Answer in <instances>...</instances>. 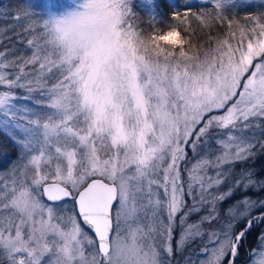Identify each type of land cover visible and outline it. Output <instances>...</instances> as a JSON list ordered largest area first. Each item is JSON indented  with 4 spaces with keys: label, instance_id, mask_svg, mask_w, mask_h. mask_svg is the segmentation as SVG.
Returning <instances> with one entry per match:
<instances>
[{
    "label": "snow or ice",
    "instance_id": "obj_1",
    "mask_svg": "<svg viewBox=\"0 0 264 264\" xmlns=\"http://www.w3.org/2000/svg\"><path fill=\"white\" fill-rule=\"evenodd\" d=\"M145 2L147 34L133 0L13 17L23 48L0 50V133L19 155L0 172V264H172L177 227L176 252L200 242L185 264H237L246 246L243 264H264V229L247 245L264 198L222 207L264 190L235 168L264 150V11L185 0L161 28Z\"/></svg>",
    "mask_w": 264,
    "mask_h": 264
},
{
    "label": "trees",
    "instance_id": "obj_2",
    "mask_svg": "<svg viewBox=\"0 0 264 264\" xmlns=\"http://www.w3.org/2000/svg\"><path fill=\"white\" fill-rule=\"evenodd\" d=\"M23 3H26L25 0H0V30H3V41L0 43V50H3L4 47L11 48L13 45H16L17 49L23 48V44L19 43L20 37L15 35V33L20 32V27L15 26L16 22L13 20V17L17 14V12L22 11ZM187 3L192 6L194 11H199L202 4V2L199 1H191ZM262 3L263 2L254 3L249 7L235 9V15L237 19L243 21V18L248 14L264 11V6L258 7ZM154 4L156 13L162 21L160 24L161 28H164V22L175 23L171 19L172 13L174 11H180L183 13L185 8V0H155ZM134 10L139 14L141 27L146 29L147 34L146 21L149 19L148 13L144 11V8L141 7L136 1H134ZM23 35L24 34L21 33V36ZM17 54H19V52H17ZM258 137L259 139H264V131H260ZM9 142V139L0 133V150H8L9 154L11 155V157H9L10 160H14L18 154L17 149L14 148L11 143L9 144ZM1 144L3 147H1ZM255 151L257 154L254 159H250L244 163H237L235 168L236 171H239L241 168H251L255 171V174L258 178H264V150H261L259 144H257ZM245 195L251 196L253 198H264V190L258 192L255 190H249L248 192H240V190H237L231 198L222 204V207H228L230 204L234 203L238 199L243 198ZM262 229H264V225L254 228L253 231L249 233L247 240L248 246H256L257 233ZM247 251V246L241 249L237 264H243L247 257Z\"/></svg>",
    "mask_w": 264,
    "mask_h": 264
},
{
    "label": "rangeland",
    "instance_id": "obj_3",
    "mask_svg": "<svg viewBox=\"0 0 264 264\" xmlns=\"http://www.w3.org/2000/svg\"><path fill=\"white\" fill-rule=\"evenodd\" d=\"M134 1H136L141 7L144 8V11H146L148 13V5L146 4L145 0H133V3H134ZM191 1L202 2V0H187V2H191ZM25 2L26 3H23V5L27 4L29 2L33 3L34 5H39L40 0H25ZM259 2L264 3V0H237L238 6L235 9L249 7L250 5H252L254 3H259ZM154 3H155V0H152V7H154V9H155ZM263 3L261 5H259L258 7H263L264 6ZM37 10H39V9L37 8ZM155 11H156V9H155ZM259 133H260V131L258 130L256 132L257 137H258ZM1 134H3V133H1ZM6 138H8V137L6 136ZM9 144H10V142H9ZM1 147H3L2 144H1ZM14 148H16V147H14ZM0 152H1L0 153V172H6L8 169L11 168L12 164L15 163V161L17 160L18 155H19V151L17 149L18 154H17L16 159H14V160H10L9 157H11V155L9 154L8 150H0ZM240 192H243V191H240ZM189 203H191V201H189ZM190 219L195 220V219H197V217L192 216ZM179 235H180V228L177 227L175 229L174 239H173L174 256L172 259V264H185V262H184L185 257H191L192 260H197L198 259L197 258V249H198V245L200 243L199 240L193 241V242L189 243L188 245H186L183 252H176L175 251V241L179 239Z\"/></svg>",
    "mask_w": 264,
    "mask_h": 264
}]
</instances>
